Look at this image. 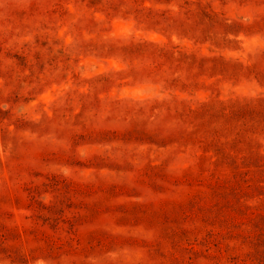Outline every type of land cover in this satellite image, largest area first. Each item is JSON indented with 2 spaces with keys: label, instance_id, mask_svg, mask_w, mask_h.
I'll return each mask as SVG.
<instances>
[{
  "label": "rangeland",
  "instance_id": "obj_1",
  "mask_svg": "<svg viewBox=\"0 0 264 264\" xmlns=\"http://www.w3.org/2000/svg\"><path fill=\"white\" fill-rule=\"evenodd\" d=\"M0 264H264V0H0Z\"/></svg>",
  "mask_w": 264,
  "mask_h": 264
}]
</instances>
